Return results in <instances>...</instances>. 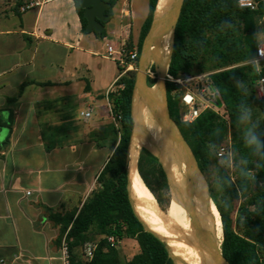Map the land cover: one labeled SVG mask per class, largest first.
<instances>
[{
	"label": "trees",
	"instance_id": "1",
	"mask_svg": "<svg viewBox=\"0 0 264 264\" xmlns=\"http://www.w3.org/2000/svg\"><path fill=\"white\" fill-rule=\"evenodd\" d=\"M255 1V10L241 8L239 0L183 2L175 26L168 76L174 80H186L199 74L208 75L223 103L218 112L207 109L193 122H184V91L170 78L165 80L169 114L195 155L205 193L209 196L205 180V177L209 179L208 167L216 162L210 153V146L215 145L218 151L230 132L231 149L237 151V160L247 158L248 167L256 173L255 181L245 182L235 170H232V175L222 171V177L225 180L230 177L232 183H222L225 193L223 202L214 194L211 195L220 215L208 199L213 211L221 219L224 230L222 249L232 264H264V167L254 168L258 158L244 146L240 136L242 129L236 123L237 107L241 103L248 104L252 109L253 121L260 123L259 131L264 139V100H258L256 96L258 83L264 77V61L258 66L254 63L258 57V47L262 44L260 35L264 37V0ZM114 3L111 1L112 6ZM157 3L158 0H149V14L136 49L137 69L142 44L151 27ZM76 7L83 30L86 31L84 9L77 2ZM104 37L105 32L101 35V38ZM125 50L127 53L134 50L130 41L126 42ZM129 62V57H126L123 66L117 63L120 77L115 89L107 94L110 123L93 132L97 146L108 147L111 151L97 178V189L89 195L80 210L51 216L60 228V244L67 235L72 264H87L82 257V249L87 243L96 244L89 264H122L118 245L124 240L136 241L139 248L125 264H176L165 243L147 231L149 229L139 213L128 182V150L133 127L131 106L136 76L134 70H128ZM237 80L243 82L244 89L236 86ZM155 83V79H148L151 87ZM36 84L46 86L44 83ZM25 85H22L19 96ZM17 100L15 97L8 101L11 117L6 125L9 128L14 123L12 114ZM3 124L0 120V126ZM138 172L160 208L166 210L169 197L167 200L163 197L169 191L168 175L158 159L145 148L139 154ZM210 190L213 192L212 188ZM110 238L114 239V243L110 242Z\"/></svg>",
	"mask_w": 264,
	"mask_h": 264
},
{
	"label": "crops",
	"instance_id": "2",
	"mask_svg": "<svg viewBox=\"0 0 264 264\" xmlns=\"http://www.w3.org/2000/svg\"><path fill=\"white\" fill-rule=\"evenodd\" d=\"M8 1L4 18L19 21L0 29V264H62L51 216L80 210L98 187L111 151L93 132L110 123L99 108L110 111L107 94L120 77L117 63L124 65L107 47L130 41L137 49L149 0L140 11L136 0H115L104 38L83 30L76 0H31L26 12L22 0Z\"/></svg>",
	"mask_w": 264,
	"mask_h": 264
},
{
	"label": "bare ground",
	"instance_id": "3",
	"mask_svg": "<svg viewBox=\"0 0 264 264\" xmlns=\"http://www.w3.org/2000/svg\"><path fill=\"white\" fill-rule=\"evenodd\" d=\"M169 4H171L170 10L174 16L173 18L166 16L163 25L165 31L163 30L160 34V40L152 59V63L154 61L157 63L156 73L158 76V83L153 90L159 104L163 107L165 106L166 97L165 78L168 76L174 29L181 0L177 5L175 0L160 1V7L162 8ZM135 114L138 123L129 150L130 160L127 177L139 213L149 229L147 231L154 233L165 243L176 264H197V259L189 249L190 242L205 264H219L223 250L220 243L223 235L222 222L218 215L213 214L215 212L201 189V183L197 176V174H201V171L198 169L195 160L192 157L190 162L186 160L168 123L159 116L152 104L142 98L138 99ZM142 121L146 132L143 133L144 136L140 139L144 141L141 145L160 155L172 171L175 179V190L180 193L177 192L181 216L176 211L175 198H173V203L169 205L167 210H162L158 206L157 200L154 199L152 201L153 210L141 189L137 174L138 154L136 147L139 142V130ZM190 177L193 181L189 185L193 191V201L203 217L202 220L199 219L185 193H182V190L184 191L186 188V180H189ZM191 217L193 220H191Z\"/></svg>",
	"mask_w": 264,
	"mask_h": 264
},
{
	"label": "water",
	"instance_id": "4",
	"mask_svg": "<svg viewBox=\"0 0 264 264\" xmlns=\"http://www.w3.org/2000/svg\"><path fill=\"white\" fill-rule=\"evenodd\" d=\"M109 1H115V0H76L77 3L80 4L81 8L84 9V17L87 19V27L86 31L87 32H96L98 36L100 37L104 31V25L103 22H105L107 19H109V16H105V12L108 8L111 7V3ZM160 1L158 0L152 24L149 29V32L147 33L143 44H142V50L141 54L139 57L138 61V69L136 72L135 76V84L133 88V95H132V106H131V118L133 121V127H132V134H131V140H130V145H129V150L131 147V143L133 141V137L135 134V129H136V114H135V109H136V101L139 99H144L146 102L152 104L156 110L159 116L168 123L171 132L173 133L174 137L176 138L177 142L179 143L181 147V151L183 153V156L186 158L187 161H191V157L195 160L197 167L199 169L197 160L195 158V155L189 146L188 142L186 141L185 137L183 136L179 126L176 124V122L171 118L169 114V109H168V104H167V97H165V106H161L159 104V100L157 96L154 93V86L158 83V80L156 83L151 87L148 84V79L145 74L150 62L152 61L154 54H155V49L156 46L160 40V34L164 30V22L166 16H170L173 18V13L170 10L171 4L165 6V7H160ZM176 5L179 4L180 0H175ZM184 0H181L180 4V9L178 13V17L176 20L179 19L181 8L183 5ZM170 10V11H169ZM175 24V26H176ZM165 31V30H164ZM175 31V29H174ZM210 90V95L208 97H205L206 100L210 101L213 103L215 106L218 108H222L223 103L218 96L216 89L214 88L213 85H210L209 87ZM146 150H148L152 155H154L159 163L161 164L164 172H165V165L163 161L161 160L160 156L150 150L148 147L144 146ZM128 150V151H129ZM129 158V155H128ZM200 170V169H199ZM193 183L192 177H190L189 180H186V188L184 189V193L186 197L189 199L192 207L194 208L195 212L197 213L199 219H203L201 213L199 212L198 208L196 207L194 201H193V191L190 188V183ZM223 227V226H222ZM224 242V230H223V235L222 239L220 240L221 247L223 246ZM174 259V258H173ZM219 264H232L228 258L224 255L223 250L220 255V260Z\"/></svg>",
	"mask_w": 264,
	"mask_h": 264
},
{
	"label": "rangeland",
	"instance_id": "5",
	"mask_svg": "<svg viewBox=\"0 0 264 264\" xmlns=\"http://www.w3.org/2000/svg\"><path fill=\"white\" fill-rule=\"evenodd\" d=\"M142 2L143 0H136V6H137V10H141L143 9L142 8ZM144 7V6H143ZM8 13V14H11V11H9V1L8 0H0V29H5V28H15L17 27L18 25V17L17 16H14L13 18L11 17V22L8 21L7 19L4 18L5 14ZM135 26H134V31L137 30V22H135ZM263 40H264V37L263 35H260V41L262 42V44L260 46H263L264 47V43H263ZM125 60V59H124ZM171 60V59H170ZM155 65H154V64ZM152 63V61L150 62L145 74L147 76V78L149 79H155L156 81L158 80V76H157V73H156V69H157V63L154 61ZM135 72H137V68L134 69ZM206 74H199V75H196L194 77H192L193 79L188 81L187 83H183L184 84V87H187L189 88L198 98L200 99H204L206 96H208V92L207 93H203L201 90H200V87L202 86L203 89L205 87H208L211 85V82H210V79L209 77H205ZM169 78L168 76L165 78V80ZM184 106V114L186 112V107L185 105L183 104ZM211 107H213V105H211ZM100 111H102L104 113V115H106V121L105 122H109L111 121V117L110 115H108V106L107 105H104L101 108H99ZM183 114V116H184ZM137 116V115H136ZM104 122V123H105ZM137 123H138V118L136 117V126H137ZM144 128H143V121L141 123V128L139 130V142L137 144V154H138V159L139 160V154H140V151L141 149L143 148V146L141 145V143H143L144 141L143 140H140L144 135L143 133H145L146 131H144ZM241 137H242V132L240 133ZM147 136V135H146ZM228 141H231V132L227 138V140L225 142H228ZM110 149V148H109ZM107 151L104 150L100 157L102 158V160L105 159V157L107 156ZM160 156V155H159ZM161 160L163 161L164 165H165V171L168 175V178H167V181H168V186H169V191L168 193H164V199L167 200V197H169V202L167 203L166 205V210L168 209L169 205H172L173 203V198H175V201H176V206H177V209L176 211H178L179 215L181 216V213H180V202H179V198H178V193L179 191H176L175 190V179H174V175L172 173V171L169 169L167 163L165 162V160L160 156ZM222 171L226 172L227 174L229 175H232V170H225L224 168H220L218 166V162H217V159H216V162L212 163L209 165L208 167V177L209 179L207 180V178L205 177V180L207 182V185H208V192H209V196L205 193L204 191V188H203V184H202V180H201V174H197L198 176V179L200 180V185H201V189L203 191V193L205 194V196L211 200L212 204L214 205V207L216 208L218 214L220 215L211 195L214 194L218 200H220L221 202H223V199H224V190L222 188V184L221 186L218 188L214 182V177L216 176H220L222 177ZM137 174H138V178H139V183L141 185V189L145 195V198L147 199L148 203L151 205L152 207V204H153V200L155 199V197L153 196V194L150 192V190L146 187V185L144 184L142 178L140 177L139 175V172H138V162H137ZM210 188L213 189V192H211ZM178 192V193H177ZM182 193H184V191L182 190ZM181 193V194H182ZM180 194V193H179ZM182 196V195H181ZM226 197V196H225ZM228 199V197H227ZM186 205V204H185ZM159 206V205H158ZM160 207V206H159ZM237 208H238V203L236 204L235 208H234V211H233V215L235 216L236 213H237ZM152 209L154 210V208L152 207ZM213 213V212H212ZM214 215H216L215 213H213ZM157 215V214H156ZM158 216V215H157ZM159 218V216H158ZM160 220V218H159ZM191 220H193V218L191 217ZM189 249L192 251L194 257L197 259V264H205V262L203 261V259L201 258V256L198 254V252L196 251V249L193 247L192 243L190 242L189 244ZM118 250H119V253H120V258H121V262L122 264H125L133 255H135L138 251H139V248H138V244L136 243V241L134 240H124L122 241L119 245H118Z\"/></svg>",
	"mask_w": 264,
	"mask_h": 264
},
{
	"label": "built area",
	"instance_id": "6",
	"mask_svg": "<svg viewBox=\"0 0 264 264\" xmlns=\"http://www.w3.org/2000/svg\"><path fill=\"white\" fill-rule=\"evenodd\" d=\"M251 7H241V8H245V9H250V10H255L257 7V3L255 0H251ZM35 6V3L32 2L31 0H22V3L19 7V10L21 12H26L30 9H32ZM125 44L126 42L121 43L118 47H113V46H108L107 47V53L108 56L112 59H116L117 57L119 58V60L121 61V63H125V58L129 57L130 62L127 64L128 70H134L136 68L135 65V61L138 57L137 51L133 50L129 53L126 52L125 50ZM264 48L263 46H259L258 50H257V59L259 60V63L261 61H264V57H260L259 56V49ZM256 59V60H257ZM255 63V61H254ZM169 77V76H168ZM205 77H208V75H205ZM173 82H175L176 84L180 85V87L183 89V96H182V103L185 105L186 107V112L183 116V121L184 122H193L195 119H197L205 110L207 109H212L216 112H218V110L220 108H218L217 106H215L213 103H211L210 101L204 99H200L198 98L189 88L184 87L183 83H187L188 81L192 80L193 78H188L186 80H174L173 78L169 77ZM209 87H205L203 89V87H200V90L203 93H207L210 95V90ZM208 95V96H209ZM206 96V97H208ZM256 96L258 98V100H264V77L260 79L257 89H256ZM190 98V99H188ZM211 105H213V107H211ZM92 110H89L86 113H82L81 116L84 117L85 119H88L91 116ZM225 149H231V141L228 142H224L220 145L218 152L221 150H225ZM27 195H30L31 192L28 191L26 192ZM111 243H114V239L110 238L109 239ZM96 249V244L95 243H87L85 244V246L82 249V257L83 259L87 262V264H89L93 258V253ZM60 261L62 264H72V254L70 251V246H69V242L67 239V235H65L62 238L61 241V246H60ZM1 264H5L4 261H1Z\"/></svg>",
	"mask_w": 264,
	"mask_h": 264
},
{
	"label": "clouds",
	"instance_id": "7",
	"mask_svg": "<svg viewBox=\"0 0 264 264\" xmlns=\"http://www.w3.org/2000/svg\"><path fill=\"white\" fill-rule=\"evenodd\" d=\"M239 5L241 7H251V0H239ZM259 56L264 57V48L259 49ZM255 65H259V60H255ZM236 86L240 89H244L245 85L242 81L237 80ZM237 126L242 129V140L243 144L247 149L251 150V154L257 157V161L254 162V168L260 169L264 167V139H262V133L259 131V122H254L252 119V109L246 103H241L237 107L236 116ZM210 153L217 159L218 166L224 168L225 170H235L241 180L247 182L249 180H256V173L252 168L248 167L249 160L247 158H239L237 160L238 153L235 149H225L221 151H216V146H210ZM214 182L219 188L223 182L231 185V178L225 180L224 177L216 176L214 177Z\"/></svg>",
	"mask_w": 264,
	"mask_h": 264
},
{
	"label": "snow or ice",
	"instance_id": "8",
	"mask_svg": "<svg viewBox=\"0 0 264 264\" xmlns=\"http://www.w3.org/2000/svg\"><path fill=\"white\" fill-rule=\"evenodd\" d=\"M188 99H190V98H188Z\"/></svg>",
	"mask_w": 264,
	"mask_h": 264
},
{
	"label": "flooded vegetation",
	"instance_id": "9",
	"mask_svg": "<svg viewBox=\"0 0 264 264\" xmlns=\"http://www.w3.org/2000/svg\"><path fill=\"white\" fill-rule=\"evenodd\" d=\"M148 79V78H147Z\"/></svg>",
	"mask_w": 264,
	"mask_h": 264
}]
</instances>
